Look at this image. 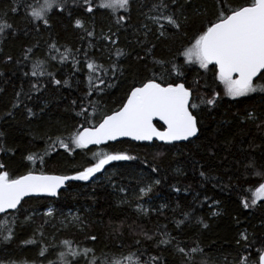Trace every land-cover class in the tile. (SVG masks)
Instances as JSON below:
<instances>
[{"label":"trees","instance_id":"16d2710c","mask_svg":"<svg viewBox=\"0 0 264 264\" xmlns=\"http://www.w3.org/2000/svg\"><path fill=\"white\" fill-rule=\"evenodd\" d=\"M92 2L96 7L91 13L86 12L82 0L76 3L67 0L63 11L54 5L48 13L49 24L44 25L43 20L32 19L28 7H37L43 0H19V3L0 0V20L11 25L0 34V132L4 134L0 146L5 149L0 151V162L15 174L41 167L55 174H70L72 169L92 162V153L97 151H126L137 159L109 162L99 174L102 178L95 180L96 173L87 181H71L55 198L25 199L23 209L17 214L13 239L4 241L0 237V264H20L25 260L61 264L59 253L64 249L58 241L63 239L73 240L74 246L93 249L87 258L83 255L74 258L73 264L77 261L86 264L93 254L97 264H103L105 259L112 258L110 254L127 256L130 252L137 253L141 261L149 256L159 257L158 264H241L245 255L256 259L264 248V197L248 208L243 202L250 203L252 193L248 188H255L260 182L253 172H264L262 92L250 93L246 98L221 95L214 105L197 99L199 132L185 142L149 144L124 139L100 147L75 148L74 152L57 146L45 157L44 164L39 160L33 164L26 159L31 152L43 153L51 143L49 138L66 139L68 131H74L75 126H88L84 117L78 115L81 99L86 97L89 87L85 53L104 68L112 63L121 68L114 77L110 69L107 77L103 71L93 73L105 79L107 85H97L104 91L90 97L98 105V120L99 113L114 110L121 104L134 82L153 72L163 74L155 60L168 61L178 51L182 52L201 24L213 18L218 6L217 0H176L175 3L164 0L169 5L168 11L179 17L181 29L168 26L161 36L158 25L150 19L160 15L159 8L153 9L160 0H129L128 10L120 9L116 13L100 8L98 0ZM13 8L17 11L13 12ZM119 16L126 19L117 24ZM77 18L83 21V27L75 25ZM87 31L93 32V36L88 37ZM53 42L59 51L52 49L49 54ZM66 46L73 51L68 59L61 61L59 57ZM29 48L32 51L25 58ZM117 49L122 50L119 57ZM52 55L57 59H51ZM8 56L12 59L7 60ZM72 56L78 62L76 66ZM38 59L45 61V74L32 76V64ZM177 63L186 64L182 56L177 58ZM182 71L194 97L211 95L206 84L216 91L222 88L218 81L212 83L211 71L200 69L198 64L188 63ZM53 78L61 83L55 84ZM33 84L39 91L32 88ZM18 92L20 103L13 108ZM86 111L91 113V107ZM248 112H254L258 118L243 119ZM152 166L157 168L156 172H152ZM201 172L205 175L201 176ZM155 180L160 183L141 196L139 188ZM121 187L124 192L119 191ZM142 199L147 213L136 207ZM48 207L53 209L51 216H45ZM185 212L189 214L187 219ZM70 213L79 216V221H73ZM30 214L32 220L25 222V216ZM177 221L183 223L178 226ZM41 225L43 235H34ZM164 232L170 235L171 242L158 244L164 238L160 233ZM241 232L247 241L240 236ZM30 240L35 243H24ZM177 243L186 249V254L176 250ZM197 244L202 252H187ZM44 246L47 251L40 255Z\"/></svg>","mask_w":264,"mask_h":264},{"label":"snow or ice","instance_id":"6c2138e0","mask_svg":"<svg viewBox=\"0 0 264 264\" xmlns=\"http://www.w3.org/2000/svg\"><path fill=\"white\" fill-rule=\"evenodd\" d=\"M77 0H73L76 3ZM176 0H172L175 3ZM19 3V0H17ZM67 0H43L42 4L37 7L28 6L30 15L34 20H43L44 25L49 24L48 13L52 11L53 6H57L61 11L66 7ZM85 10L91 13L96 7L92 0H82ZM100 8H107L112 13L118 12L120 9L125 11L129 8V0H98ZM217 8L213 13V18L201 24L198 33L194 34L189 39L187 46L183 47V51H178L171 60H155V63L163 69V74L153 72L148 77L134 82L130 86L129 91L125 94L121 104L114 110H108L99 113V119H96L98 114V105L90 99L91 95L99 94L104 91L103 87L97 85H105V79L100 76L93 75L103 71L107 77L109 69L114 77L117 72L121 71L120 65L112 63L109 68H104L95 60L89 59L85 53L84 59L88 74V93L86 97L81 99L80 112L78 115L84 117V121L88 126L77 125L74 131H68L67 138L57 136L55 139L49 138L51 143L48 144L43 153L31 152L26 159L33 164L37 160L41 164L45 163V157L55 147L66 149L68 152H74L75 148L85 149L88 145H100L106 141H116L118 137H132L136 141H152L153 138H158L160 141L171 142L179 140H188L190 137H195L199 132L198 114L200 103L214 105L218 102L221 95L231 98L247 97L250 93L257 91L264 93V83L258 82L264 80V0H217ZM159 8L160 15L152 16L150 19L158 25L159 35L165 34V28L173 27L175 30L181 29V21L175 12L168 11L169 5L160 0L159 5L154 4L153 9ZM17 11L16 8L12 9ZM126 19L125 16H119L116 23L120 24ZM186 19V18H185ZM166 21L167 24L161 23ZM75 25L83 27V21L79 18L75 20ZM11 25L3 20H0V34ZM146 27V26H145ZM88 37L93 36V32H86ZM147 34V33H146ZM111 39V36L107 37ZM113 44L115 40L111 41ZM59 49L55 42L49 45V54L51 50ZM32 49L25 51V58ZM72 49L65 47L64 53L59 57L64 61L70 57ZM77 54L79 49L76 50ZM151 49H149V53ZM122 54L121 49H117L116 56ZM183 57L186 64H198L200 69L211 71L215 84L217 81L222 85L220 91H216L211 85L206 84L211 95L207 97H194L193 89L187 84V78L182 71L186 64L177 63L178 57ZM73 65H77L75 56L71 57ZM11 60L12 57H6ZM55 60V55L51 56ZM19 63V61H17ZM44 60H36L32 64V76L44 75L43 66ZM52 76V73H48ZM95 81V83H94ZM55 84H60V80L53 78ZM67 84L68 81L64 80ZM32 88L39 91L36 84ZM17 100L13 104V108L20 103L18 99L20 93H16ZM87 99V103L84 100ZM199 99L200 103L196 100ZM76 104V101H73ZM91 107V113L86 109ZM28 114L32 115V110L28 109ZM154 118H159L163 122L161 127H157L154 123ZM254 112H248L243 119H257ZM95 121V122H93ZM259 126V125H258ZM67 130V129H66ZM0 132V137H3ZM14 151L13 149H7ZM0 151L5 149L0 146ZM136 157L129 155L126 151H97L92 153V162L86 167L80 169H72L70 174H55L45 171L43 167L40 169L29 168L22 174H15L7 169V165L0 162V237L4 241H10L15 234V225L18 219V213L23 209V201L26 197L31 198L30 194H48L50 197H57L62 186L66 182L74 180L87 181L90 177H94L96 173L101 172L110 161L118 160H135ZM147 163V161H145ZM152 172H156L157 168L152 166ZM201 176L205 173L201 172ZM254 176L260 178L258 186L248 188L252 193L250 203L243 202V206L248 208L257 204V201L264 197V172L255 170ZM160 180H155L147 186L139 188L141 196L147 195L154 184H159ZM120 192L125 189L121 187ZM207 199V198H206ZM137 209L147 213L148 209L137 204ZM163 207V206H162ZM27 211V209H24ZM53 209L48 207L45 216H51ZM73 221H79V216L71 214ZM188 213L184 216L187 219ZM25 222L32 220V215L25 216ZM63 223V222H62ZM179 226L183 221H177ZM201 223L203 221L201 220ZM206 226V225H205ZM36 229L34 235H43L41 228ZM147 239H152L147 233H143ZM164 238L158 241V244H168L171 242V237L168 233H160ZM240 236L247 241V236L244 232ZM96 237H91L95 240ZM24 243H35V240L26 241ZM42 243V241H41ZM63 246V251L59 253L61 264H73L74 258L83 255L88 257L89 253L93 252L90 248H80L74 246V241L71 239H63L58 241ZM137 243H139L137 241ZM239 243V241H238ZM176 250L181 254H186V249L176 245ZM47 251V246L40 250V255ZM203 250L197 244L196 247L188 249L189 253H200ZM110 260L105 259L103 264H158L159 257L149 256L146 260L141 261L137 253L130 252L127 256L120 254H110ZM71 258V259H70ZM15 264V262H11ZM20 264H35V262L21 261ZM48 264H52L51 261ZM78 264V261L76 262ZM86 264H97V258L93 254L91 259L86 260ZM241 264H264V248L259 250L256 259H250L247 255L241 257Z\"/></svg>","mask_w":264,"mask_h":264},{"label":"water","instance_id":"95a60500","mask_svg":"<svg viewBox=\"0 0 264 264\" xmlns=\"http://www.w3.org/2000/svg\"><path fill=\"white\" fill-rule=\"evenodd\" d=\"M156 122H158V123H160L161 125H163V122L162 121H159V118H154V123H156ZM158 127V126H157ZM197 135H198V133H197ZM196 135V136H197ZM195 136V137H196ZM195 137H190V138H188V140H191V139H194ZM124 139H128V140H131V141H133V142H140V143H153V142H159V143H164V144H172V143H174V142H185V141H188V140H179V141H171V142H165V141H160L158 138H153V140L152 141H136L134 138H132V137H118L117 138V140L116 141H119V140H124ZM116 141H106V142H103L102 144H100V145H88L87 147H98V146H102V145H105V144H107V143H109V142H116ZM75 181V180H74ZM77 181H82V180H77ZM69 182H71V181H69ZM69 182H66V185L65 186H62V188L63 189H65L66 188V186H67V184L69 183ZM61 192V191H60ZM36 197V196H45V197H50V196H48V194H30V197ZM28 197H26L25 199H27ZM52 198H55V197H52ZM24 199V200H25Z\"/></svg>","mask_w":264,"mask_h":264},{"label":"rangeland","instance_id":"374dc122","mask_svg":"<svg viewBox=\"0 0 264 264\" xmlns=\"http://www.w3.org/2000/svg\"><path fill=\"white\" fill-rule=\"evenodd\" d=\"M113 162V161H110ZM102 171V170H101ZM101 172L97 173V175L94 177L95 180H98L100 178H102V175H99ZM138 204L142 205L144 208H146V203L145 201L142 199Z\"/></svg>","mask_w":264,"mask_h":264}]
</instances>
